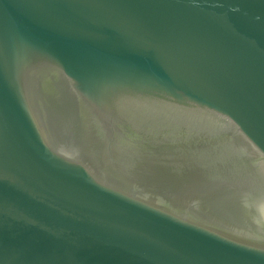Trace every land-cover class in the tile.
Instances as JSON below:
<instances>
[{"label": "water", "instance_id": "95a60500", "mask_svg": "<svg viewBox=\"0 0 264 264\" xmlns=\"http://www.w3.org/2000/svg\"><path fill=\"white\" fill-rule=\"evenodd\" d=\"M0 264H264V0H0Z\"/></svg>", "mask_w": 264, "mask_h": 264}]
</instances>
